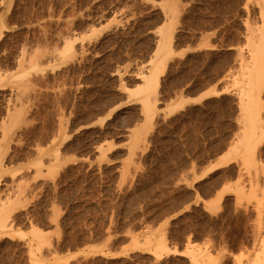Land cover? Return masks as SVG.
Here are the masks:
<instances>
[{"label": "rangeland", "instance_id": "374dc122", "mask_svg": "<svg viewBox=\"0 0 264 264\" xmlns=\"http://www.w3.org/2000/svg\"><path fill=\"white\" fill-rule=\"evenodd\" d=\"M164 25L173 53L146 118L127 90L162 59ZM261 26L264 0H0V264H191V247L224 264L251 250L264 138L239 147V94Z\"/></svg>", "mask_w": 264, "mask_h": 264}, {"label": "bare ground", "instance_id": "6f19581e", "mask_svg": "<svg viewBox=\"0 0 264 264\" xmlns=\"http://www.w3.org/2000/svg\"><path fill=\"white\" fill-rule=\"evenodd\" d=\"M171 9H172V6H171ZM171 9H170V11H171ZM167 11H169V10H167ZM170 11H169V13H172L173 10L171 12ZM164 14H165V10H164ZM163 28L164 29L161 31V36H160V39L158 41V44L156 45V48L154 50L155 58L157 56L161 55L162 59L158 60V62L157 61L154 62L153 64H152V61L150 60V63L152 64L150 66L151 68H149V72L147 75L142 74V76H141L142 80L140 79L142 81L141 84L137 85L133 89L127 90L129 92L130 100L131 101L132 100L138 101L141 104L143 113L146 116V118L151 117L150 113L151 112L153 113V109L155 107V105H154L155 103L153 101L151 102V100H153V95H154L155 90H156L157 85H158L157 71L160 69V67H163L165 65L163 58L166 56L168 57L169 54L171 55L173 53V50H172L171 45H170L171 40H172V33L169 32V28L166 29L165 25L163 26ZM258 28H259V30H261L262 26H261V28L260 27H258ZM258 28L256 27L255 30L257 31ZM257 32L255 34L260 36V33L262 31L261 32L259 31L258 33ZM252 36H254L253 33H252ZM260 37L262 39L263 36L261 35ZM251 39H253V41H252L253 43H251V45L253 46L252 47L253 49H252V52L250 54L251 55L250 57L252 58V64L251 65H253L251 68L252 71L250 72L248 69V71L250 73L248 72V76L246 77L247 79L245 77L243 78V79H245V84L242 87L243 89H240L241 91L239 94V96H240L239 97V99H240V107L239 108L241 109V111H240L241 117L239 115L240 118L238 120H241V122H243L241 133L238 136V137H240L239 138V147L240 146L244 147L246 150L250 149L251 145H253L255 143L257 144L258 141L260 142L264 138V118H263V116H261V113L259 112L258 107L256 106L255 98H254V93L256 96V91L258 89L257 87H259V83L264 82L263 81L264 73L262 70L263 66L261 65L262 62L259 63V59L262 60L264 58V39H262V40L260 39L261 41H258L257 44H255L254 38H251ZM241 59H242V57H240V62H241ZM246 61H247V59L245 60V62ZM250 61L251 60H249V63H250ZM247 62H246V64H247ZM241 63H243V61ZM255 63L257 64V66L255 65ZM244 66H245V64H244ZM214 93H218V92L214 91ZM206 96H208V94H205L204 97H206ZM256 98H257V96H256ZM184 103H185L184 101H179L177 107H183ZM254 148H256V147H254ZM251 154L253 155V153H251ZM214 166L215 165H213L212 167H208L207 169L202 171L200 174L197 175L196 179L202 178V177L206 176L207 174L211 173ZM256 167H258V166H256ZM231 185H233V184H231ZM231 188H233V187L230 186L229 189H231ZM261 200H263V199H261ZM261 200H258L257 206H256L257 207V215H258V229L262 232L261 238L255 242H253L252 243L253 245L251 244L253 246L251 248V250L246 247L250 251L247 250V252H243L240 249L241 251H239L238 254L233 255L231 259L226 258L227 260L224 261V264H264V202H262ZM3 204H4V202H3ZM8 204H10V203L8 202L6 205L8 206ZM0 205H2V203ZM6 209H7V207H6ZM6 215H8V213L5 214V216ZM1 216H0V228H5L6 227L5 224L7 223V221H6L7 217L5 218L6 219L5 220L3 215H1ZM31 230H32L31 233L33 235V238L35 237V239H37L38 243L45 244L46 241L41 236L42 235L41 230L38 228H32ZM153 238H152V240H153ZM150 241H151V239H148L147 243ZM138 242L134 243V246L132 247L133 249L139 247ZM156 242H155L156 244L152 243L155 245L154 250L152 249L153 253L155 255H160L163 251L169 252V249L166 248L165 245L163 244L162 237L159 238L158 241L156 240ZM46 244H48V243H46ZM204 248L202 249V248L193 247V249H192V247H191L192 250L189 249V252H187V251H184V253L182 251H179V252L188 255L191 264H222V262L220 261V258L218 260L217 257H213L211 255V253H209L208 249L206 250ZM176 251L174 250V252H176ZM89 253L101 254L104 256H113V257L119 256V255H124L123 252L117 253V254L116 253L109 254L107 252H104L103 250H97V249H92L89 251ZM124 253H127V252H124ZM226 257H228V256H226ZM228 258H230V257H228ZM35 264H45V263H35Z\"/></svg>", "mask_w": 264, "mask_h": 264}]
</instances>
